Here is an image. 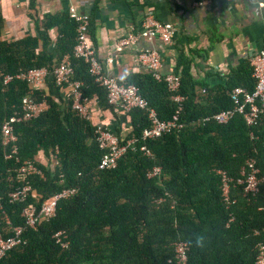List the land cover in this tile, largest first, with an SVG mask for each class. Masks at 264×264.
Masks as SVG:
<instances>
[{
    "label": "trees",
    "instance_id": "trees-1",
    "mask_svg": "<svg viewBox=\"0 0 264 264\" xmlns=\"http://www.w3.org/2000/svg\"><path fill=\"white\" fill-rule=\"evenodd\" d=\"M35 22L34 36L0 38V127L19 112L29 91L24 81L4 85L3 78L34 68L52 72L65 55L71 56L73 80L83 83V96L96 98L100 109H113L88 64L72 57L76 24L69 11L47 13ZM2 27L0 17V36ZM54 29L55 41L50 34ZM174 73L181 77L178 94L185 98L178 114L181 129L142 139V130L150 125L147 113L131 110L126 113L129 131L112 132L122 142L135 137L137 149H129L112 169L98 168L104 153L95 139L98 125L72 110L71 100H64L51 77L45 88L34 92L33 98L45 101L48 109L34 120L14 125L13 158H5L7 151L0 143V229L8 228L5 218L11 227L24 228L21 244L0 264H168L177 241L189 246L187 264H254L256 245L264 240V180L249 195H243V185L236 180L250 158L264 178V113L255 126H248L239 114L226 124L204 121L234 107L230 97L234 88L254 90L252 68L243 65L210 86L192 77L191 61L180 52ZM122 83L135 85L161 120L175 114L177 105L165 83L149 72L131 74ZM142 145L151 154L141 150ZM56 149L58 165L52 166ZM27 160L35 161L43 174L28 179L36 198L10 203L8 194L20 185L18 167ZM156 167L160 172L149 176ZM218 170L232 179L228 202L222 196ZM63 189L76 193L58 202L53 218L35 229L25 227L23 208H39ZM6 232L5 237L10 233ZM198 236L205 237L203 248L195 244Z\"/></svg>",
    "mask_w": 264,
    "mask_h": 264
},
{
    "label": "built area",
    "instance_id": "built-area-1",
    "mask_svg": "<svg viewBox=\"0 0 264 264\" xmlns=\"http://www.w3.org/2000/svg\"><path fill=\"white\" fill-rule=\"evenodd\" d=\"M210 0H199L196 5H202ZM69 17L76 24V43L73 47L72 57L83 59L89 66V73L94 81L106 92L108 103L115 111L128 113L134 109H140L147 113L149 127L142 130L141 138H157L161 135L179 130L182 124L179 122V112L182 110V104L185 98L178 94L180 88V75L175 73L161 74V56L155 49L147 48L135 56V63L149 72L152 77L164 82L167 90L171 93V100L177 105L175 114L171 119L163 121L159 118L156 110L149 107L148 102L140 95L138 88L132 84H123L115 78L107 76L103 71V66L95 55L89 36L90 18L86 13H79L75 5L69 8ZM263 45L262 48L253 54L249 59L252 68V76L255 79V87L252 92H248L242 87H236L230 93L234 107L207 117L204 121L213 120L218 124L228 123L235 114L243 117L248 126H255L261 113H264V24H263ZM173 37V29L170 24L157 20L152 14L146 15L138 31H131L121 38L118 42L116 51L122 52L126 46L145 39L148 42L159 40L163 45H170ZM74 69L71 64V56L65 55L60 63L55 66L52 72L46 68H34L29 71H20L15 76H5L3 84L8 85L13 81L25 82L29 91L22 100L21 109L14 113L0 127V143L6 149V159H11L17 154V137L14 133V125L26 123L41 116L48 109L45 101H36L33 98L35 91L45 87L46 81L51 77L55 84L66 91V96L71 100V108L77 112L78 116L85 121L93 119L92 110L89 105V99L83 96L81 81L73 80ZM95 139L103 155L98 164L99 169L115 168L118 159L122 157L129 149L136 150L137 139L131 137L122 142L119 137L108 128L98 125L95 129ZM141 150L151 154L146 146L142 145ZM52 157V166L58 165L56 154ZM17 160V159H16ZM18 161V160H17ZM160 167L154 168L149 172V176L160 172ZM221 174L222 196L226 202L229 201L230 182L232 179L223 170H218ZM16 180L20 185L16 186L9 194L10 203H25L29 198H36V192L28 182L29 177L39 176L43 178L42 171L37 167L35 161H23L18 167ZM264 180L259 176V169L254 159L246 160L241 170V177L236 180L237 184L243 185V195L254 194L259 189V184ZM76 193L74 189H63L52 195L39 208L34 205H27L23 208L21 216L24 219L25 227L35 229L42 221H48L56 214L57 204L62 199H68ZM161 200V199H160ZM5 224L8 226L9 236L5 237L6 230L0 229V259L7 252L21 244L24 228L11 227L8 219L5 218ZM60 233L55 237H59ZM59 241V240H58ZM257 255L254 264H264V240L256 245ZM189 246L186 241H177L174 243L173 255L168 260V264H187Z\"/></svg>",
    "mask_w": 264,
    "mask_h": 264
},
{
    "label": "crops",
    "instance_id": "crops-1",
    "mask_svg": "<svg viewBox=\"0 0 264 264\" xmlns=\"http://www.w3.org/2000/svg\"><path fill=\"white\" fill-rule=\"evenodd\" d=\"M0 0L3 21L0 38L15 40L37 34L36 20L47 13L69 11L72 4L90 18L89 36L104 73L123 82L146 70L135 63L139 52L151 48L161 56V74L174 73L180 52L191 61L192 77L210 86L220 84L232 72L249 63L263 45L264 0ZM152 14L173 29L170 45L145 39L117 52L121 38L140 29ZM57 30L51 31L53 41ZM250 65V64H249ZM45 88V87H44ZM201 94V88L198 89ZM64 100L69 99L61 90ZM94 123L111 131H129L127 115L100 109L96 98L89 101ZM124 134V133H123ZM40 153L37 159H42Z\"/></svg>",
    "mask_w": 264,
    "mask_h": 264
},
{
    "label": "clouds",
    "instance_id": "clouds-1",
    "mask_svg": "<svg viewBox=\"0 0 264 264\" xmlns=\"http://www.w3.org/2000/svg\"><path fill=\"white\" fill-rule=\"evenodd\" d=\"M195 244L197 247L203 248L205 245V237L204 236H198L195 240Z\"/></svg>",
    "mask_w": 264,
    "mask_h": 264
}]
</instances>
